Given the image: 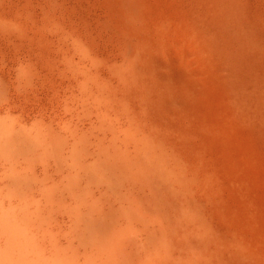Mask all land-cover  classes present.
Instances as JSON below:
<instances>
[{
    "label": "bare ground",
    "instance_id": "6f19581e",
    "mask_svg": "<svg viewBox=\"0 0 264 264\" xmlns=\"http://www.w3.org/2000/svg\"><path fill=\"white\" fill-rule=\"evenodd\" d=\"M83 1L0 0V264H264L216 207L247 183L223 175L232 120L264 119V0H195L212 22L189 37L204 60L233 53L245 70L231 112L203 100L191 62L180 73L174 21L147 0ZM243 192L255 228L260 201Z\"/></svg>",
    "mask_w": 264,
    "mask_h": 264
},
{
    "label": "rangeland",
    "instance_id": "374dc122",
    "mask_svg": "<svg viewBox=\"0 0 264 264\" xmlns=\"http://www.w3.org/2000/svg\"><path fill=\"white\" fill-rule=\"evenodd\" d=\"M85 1V0H84ZM84 1H83V4H86L87 2H90V3H88V4H90V6L88 5V7L89 8H92L93 9V7L95 6V5H97L96 3L97 2H95L96 0H86V2L84 3ZM195 0H147V5H148V13L150 14V15H152V17L154 18V19H157V20H163L164 19V17L166 16V17H168L169 19H171L172 21H174V25H175V29H176V31H175V33H176V38H177V42H176V44H174L173 45V53H174V56H173V58H174V62H175V64H176V66L178 67V69H179V71H180V73H184L185 75L188 73V68H189V64H193V65H191V67L192 66H195V68H194V70H195V72H197L196 74H198L197 75V77L199 76V80H200V82H202V84L201 83H199V84H201V85H204L205 86V84H206V81H207V90H208V92L207 91H205L206 89V87L205 88H203V95H204V98H203V100L206 102V103H209L208 105H210L211 104V106L210 107H212V108H217V111L220 109L221 110V112H231V111H233L232 109H233V105H232V103H231V101H230V98H228L229 96H230V94L228 93V96H227V92H230V90L229 89H231L232 87H233V85H235V83H237V85H239L238 84V82H239V80H240V82L239 83H242V76H244L245 74V70L243 69V68H241V67H232V71L234 72H232L231 73V75L233 74V76L230 78V77H228L227 78V76L230 74V70H229V67H230V57L229 56H233V57H231V60L233 59V58H235V56H234V54L233 53H229V54H227L226 56L228 57V59L226 58V56L225 57H223L222 59H221V61H219V59H217V61H216V59H214V61H216L215 62V65H213V64H211V63H214V61L213 62H209V61H211L210 59H213V57H211V58H209L208 59V62H207V60H204V59H207L206 57H203V52H201L200 51V49H199V45L198 44H200V43H198L197 45L196 44H194V42H196V40L199 38V33H200V29H204V28H206V29H204V31H206L207 29H208V27H210L209 29L211 30V27H212V22H211V20L209 19V17L205 14L204 15V13H202V11H200V9H199V7H198V5H197V2H196V4L195 3H193ZM192 2V3H191ZM92 3V4H91ZM94 4V5H93ZM87 5V4H86ZM93 5V6H92ZM95 8H96V6H95ZM199 9V10H198ZM201 13H200V12ZM198 12H199V14H198ZM203 14L206 18H207V20L209 21H207V20H205L203 17H200L201 15ZM197 15H199L198 17H200V18H202V21H203V23L205 22V23H208V24H202V21H200V19H198V18H196V16ZM194 17H195V19H194ZM200 22H199V21ZM205 20V21H204ZM189 21H191V23H193V27L194 28H197L198 27V29H197V31L196 30H191V34H187V30L186 29H188L189 27L190 28H192L191 26H189V25H191V23H189ZM192 21H195V22H192ZM199 22V24H197V22ZM187 24H189V25H187ZM194 24H195V26H194ZM187 25V27H185V28H183L184 26H186ZM201 25H203V26H201V28H200V26ZM208 25V26H207ZM197 26V27H196ZM179 27V28H178ZM180 27H181V30H180ZM182 28H183V30H185V32H186V34L188 35V36H186V34L184 33V31L182 30ZM193 28V29H194ZM179 29V30H178ZM189 30V29H188ZM209 30V31H210ZM183 31V32H182ZM194 31H196L195 33H194ZM194 33V35H193V33ZM178 33V34H177ZM181 33L183 34V35H181ZM184 34H185V37H184ZM198 36H197V35ZM192 35V37L193 36H195V38H196V36L198 37L197 39H195V38H192L191 37V39H192V42L194 41V39H195V41L193 42V43H191V39L189 38L190 36ZM181 36V37H180ZM189 38V39H187V38ZM184 38V39H183ZM181 39H182V41H181ZM198 41V40H197ZM183 42V43H182ZM185 42H187V43H185ZM190 42V43H189ZM198 42H200V39H199V41ZM213 42V41H212ZM219 43V41H218V39H214V42H213V44L215 43L216 45ZM197 43V42H196ZM220 43H221V41H220ZM188 44H189V46L191 47H189L188 46ZM214 44V45H215ZM187 45V47H185ZM191 45H196L195 47L197 48H195L194 46H191ZM183 47H184V50H182L183 49ZM192 47H193V49H192ZM202 47V46H201ZM186 48H188L187 50H186ZM192 49V50H191ZM195 50H196V53H195ZM203 50V49H202ZM185 51V52H184ZM188 51H194V54H193V52H188ZM198 52H199V54H200V52L202 53V57L200 56V58H197V55H198ZM188 53V54H187ZM192 54V55H191ZM197 54V55H196ZM190 55V56H189ZM193 57V56H195V57H191V58H189V57ZM240 56V54H237V58H240L239 57ZM198 57H199V55H198ZM44 58V57H43ZM196 58V59H195ZM202 58V59H201ZM198 59V60H197ZM200 59H201V64H200ZM226 59V60H225ZM42 60H44V59H42ZM41 60V61H42ZM191 60H193V61H191ZM205 61V65H208L207 67H203V66H205L204 65V61ZM229 62H228V61ZM45 61H46V59H45ZM195 61V62H194ZM224 61H225V63H224ZM228 63H227V62ZM191 62V63H190ZM197 62V63H196ZM203 62V63H202ZM206 62L207 63H209V64H206ZM218 62H220V63H222V64H219ZM211 64V65H210ZM41 65H42V67H44V68H42L41 69V73L43 74L42 76L44 77H47V71H46V65H47V62L44 64V62L42 61L41 62ZM214 66V68H215V66H217L214 70L216 71H218V73L220 72V70H218V69H224L226 72H227V70H228V72H229V74L228 73H225V71L224 70H222V72H220L219 74L217 73V71L215 72L214 70H213V66ZM220 65V66H219ZM197 66V67H196ZM223 66V67H222ZM199 67H200V69H202V67H203V69L202 70H200L199 69ZM212 67V68H211ZM226 67H228V68H226ZM230 67V68H231ZM210 68V71L208 70ZM234 68L237 70H240V68H241V71H234ZM214 71V74H215V76H217V74L218 75H220V77L218 78V76H217V78H214L215 76L213 75V72H212V70ZM242 69L244 70V72H242ZM201 72H200V71ZM203 70H206L205 72L203 71ZM46 71V72H45ZM46 74H45V73ZM208 74H207V73ZM242 72V73H241ZM201 73H202V75H201ZM204 73H206V74H204ZM210 73V74H209ZM217 73V74H216ZM221 73H223V74H221ZM236 73V75H234ZM206 75V76H205ZM212 75L214 76V77H212ZM235 76H238V78H239V80H238V82H236V79H238V78H236ZM240 76V77H239ZM222 77H224V79H226V80H224V79H222ZM245 77V76H244ZM202 78V79H201ZM212 80H211V79ZM234 79L235 80V83H234V81L233 80H231V79ZM241 78V79H240ZM42 79H46V78H42ZM221 79H222V81H221ZM248 79V78H247ZM203 80H205V81H203ZM233 82V84H230L231 83V81ZM43 81V80H42ZM225 81V82H224ZM244 81H245V78H244ZM248 81V83H249V80H247ZM205 82V83H204ZM214 82H215V84L216 83H218V84H220L221 82H223V83H221L220 85H218V84H216V86H218V87H216L215 86V84H214ZM229 83V84H228ZM226 84H228L229 86L230 85H232L231 87H227L226 88V86H228V85H226ZM244 84H245V82H244ZM247 84V83H246ZM224 85H226V86H224ZM213 86V87H212ZM225 88H224V87ZM211 89H210V88ZM222 87V88H221ZM235 87H236V85H235ZM214 88V89H213ZM205 89V90H204ZM220 89V90H219ZM226 89H228L227 91H225ZM223 90H224V92H223ZM210 92V93H209ZM214 92V93H213ZM216 92V93H215ZM219 92V93H218ZM207 93V94H206ZM218 93V94H217ZM224 93V94H223ZM217 94V95H216ZM202 95V94H201ZM207 97H206V96ZM215 96V99H212V98H214V96ZM223 97H222V96ZM226 95V96H225ZM224 96H225V98H224ZM202 97V96H201ZM217 97H218V99H217ZM220 97V98H219ZM222 97V98H221ZM227 97V98H226ZM211 98V100H209ZM222 99V100H221ZM226 99V100H225ZM229 100V101H228ZM220 101V103H218ZM221 101H222V103H221ZM213 104H215V105H213ZM215 102V103H214ZM225 102H226V104H228V105H224L225 104ZM229 104H230V106H229ZM214 107H213V106ZM221 105V106H220ZM222 105H223V107H222ZM226 107V109H224L225 107ZM223 108V109H222ZM230 108V109H229ZM194 109H195V107H194ZM198 109V108H197ZM229 109V110H228ZM215 110V109H214ZM219 110V111H220ZM223 110V111H222ZM225 110V111H224ZM212 120V118H210L208 121H211ZM252 119H250L249 121H245V120H240V119H238L237 120V118H234V120H232V127H231V129L229 130V131H231V132H229L228 131V135H229V137H227V139H228V144H229V142H230V144H229V148H227V152L230 154V153H232V155L230 154V156H229V154H227L226 153V156L225 157H223V159L225 158V160L224 161H226L224 164H225V171H224V176H226L225 178H227L228 179V177H229V175L230 174H233V173H235L237 176H238V174L240 173V172H242V174H244V175H242L241 173H240V175H242L241 177L243 178V176H244V178L243 179H241V182H242V184H244L245 182H243L242 180H244L245 178H246V184H245V186L243 185L242 186V192L246 189V190H248V185H249V189L250 190H252L251 192H253V194L254 195H256L255 197H251V196H254L252 193H251V195H250V191L248 190L247 191V193L249 192V194H245L246 192L244 191L243 193L245 194H243V197L244 196H248V197H251L252 198V200H254V202H255V200H256V203H257V199L256 198H258V200L260 201V203H257V206L258 205H260L261 207H258L259 208V210L260 209H262L263 210V213H262V210H260V213H258V215H260L261 214V216H258V218H256V222L254 223L253 222V224H256L255 225V228L253 227H251V224H248L249 222H251L252 223V221L250 220V221H248V220H246L247 219V216L246 215H244V214H246L245 212H246V209H245V206H243L242 205V202H240V201H238V200H240L241 199V197H238V196H236L237 194H240V193H242V192H240L239 190H238V193L236 192V190H234L235 192H233V190H230V189H228V187L227 188H224L223 189V194H222V200L219 202V203H217L216 204V207L218 208V207H220V209H221V211L223 212V217L222 218H220V220H221V226H222V228L225 230V231H227L229 234H231V235H235V236H239V237H246V238H250V239H253L255 242H256V244L259 246V247H261V248H263L264 249V177H263V175H264V173H262V172H264V132H262L264 129V119L261 121V120H253V121H251ZM237 121V122H236ZM247 122V123H246ZM252 122H254L253 123V125H252ZM235 123V124H234ZM243 123V124H242ZM259 123H261L260 125H262L263 126V128L262 129H260L259 127H262V126H258L259 125ZM238 124V125H237ZM257 124V125H256ZM240 125V126H239ZM243 125V126H242ZM242 126V127H241ZM252 127V129H250L251 127ZM255 126V127H254ZM234 127V128H233ZM259 128V129H258ZM236 129H239V131L237 130L236 132H235V130ZM246 129V130H245ZM234 130V131H233ZM251 130H252V133H251ZM259 130V131H258ZM260 130H262V131H260ZM248 131V132H247ZM255 131V132H254ZM256 131L257 132H261V134H256ZM231 133V134H230ZM235 133V134H234ZM250 133V134H249ZM255 133V134H254ZM263 133V134H262ZM233 134V135H232ZM249 134V135H248ZM254 134V135H253ZM227 135V136H228ZM231 136H233V138L231 137ZM235 136V137H234ZM248 136V137H247ZM230 137H231V139H230ZM236 139V140H235ZM247 140V141H246ZM260 143H259V142ZM239 144H238V143ZM232 145V146H231ZM235 147H234V146ZM247 146V147H246ZM260 146V147H259ZM247 150V151H246ZM226 151V150H225ZM248 151H250V152H248ZM237 152V153H236ZM261 153V154H260ZM233 154H235V155H233ZM259 154V155H258ZM224 155H225V153H224ZM223 155V156H224ZM237 155V156H236ZM240 155V156H239ZM241 155H242V157H241ZM234 156V157H233ZM257 156V157H256ZM229 157V158H228ZM254 157V158H253ZM228 158V159H227ZM248 158V159H247ZM250 159V160H249ZM247 162H246V161ZM257 160V161H256ZM239 161V162H238ZM242 161V162H241ZM249 161V162H248ZM262 161V162H261ZM239 163V165H242L241 167H242V170H240L241 168L240 167H237V166H239V165H237L236 163ZM254 162V163H253ZM261 162V163H260ZM248 163V164H247ZM252 163V164H251ZM228 166H227V165ZM256 164V165H255ZM234 165H235V167H234ZM237 165V166H236ZM243 165H244V167H243ZM249 165H250V168L251 169H249ZM246 166H247V169H246ZM252 166V167H251ZM258 166V167H257ZM260 166V167H259ZM228 169H227V168ZM233 169H235V170H233ZM262 167V168H261ZM237 168H240V169H237ZM253 168V169H252ZM258 168V169H257ZM260 168V169H259ZM227 169V170H226ZM231 170H232V172L233 173H231ZM248 170V171H247ZM250 170V171H249ZM240 171V172H239ZM226 172V173H225ZM229 172V173H228ZM239 172V173H238ZM249 172H250V174H249ZM260 172V173H259ZM234 174V175H235ZM249 174V175H248ZM257 174H258V176H257ZM227 175H228V177H227ZM240 175H239V177H240ZM253 175V176H252ZM255 177V178H254ZM258 177H259V179H258ZM262 179V180H261ZM245 181V180H244ZM260 183H258V182ZM263 181V182H262ZM244 188V189H243ZM225 190H230V191H225ZM229 192H231V193H229ZM233 193H236V195L235 194H233ZM241 196H242V194H241ZM235 198V199H234ZM262 202V203H261ZM243 207H244V212H241V208L243 209ZM243 211V210H242ZM240 212V213H239ZM242 213H244L243 215H242ZM243 216V217H242ZM246 216V217H245ZM262 219H261V218ZM245 218V219H244ZM260 219V220H259ZM252 226H254V225H252ZM258 226H259V228H258ZM262 260L264 261V256H262ZM236 264H252L251 262H249L248 260H246V259H240V260H238V261H236Z\"/></svg>",
    "mask_w": 264,
    "mask_h": 264
}]
</instances>
